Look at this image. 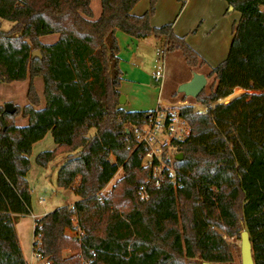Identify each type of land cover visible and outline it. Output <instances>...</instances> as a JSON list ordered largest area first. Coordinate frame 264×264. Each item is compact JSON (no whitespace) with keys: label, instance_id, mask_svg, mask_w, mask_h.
I'll use <instances>...</instances> for the list:
<instances>
[{"label":"trees","instance_id":"trees-1","mask_svg":"<svg viewBox=\"0 0 264 264\" xmlns=\"http://www.w3.org/2000/svg\"><path fill=\"white\" fill-rule=\"evenodd\" d=\"M137 1L100 0L94 19L90 0H0V83L29 76L27 104H15L13 113L0 105V264H28L14 218L31 212L29 154L48 132L55 147L37 153L35 162L46 167L65 153L56 184L79 196L34 220L33 238L48 264H232L217 229L237 234L240 223L254 264H264V0H226L240 18L226 58L209 69L211 81L194 99L208 104L234 88L260 92L202 113L178 107L189 127L185 138L170 143L181 153L173 158L181 186L149 182L147 198L139 190L151 167L142 165L147 147L138 130L154 110L120 107L116 31L153 37L166 52L180 54L189 71L205 62L171 23L150 24L155 0L132 14ZM52 33L55 42H40ZM35 50L40 56L32 55ZM35 76L43 79L42 108ZM17 115L27 124L17 126ZM118 168L122 176L100 198ZM67 249L74 254L64 256Z\"/></svg>","mask_w":264,"mask_h":264},{"label":"crops","instance_id":"crops-1","mask_svg":"<svg viewBox=\"0 0 264 264\" xmlns=\"http://www.w3.org/2000/svg\"><path fill=\"white\" fill-rule=\"evenodd\" d=\"M90 7L92 18L96 19L101 12L100 0H90ZM149 7L150 0H138L131 13L140 15ZM239 18L240 13L231 9L226 0H155L150 24L159 27L171 23L173 32L183 37L205 64L189 71L180 54L166 52L164 79L156 81L152 77V65L155 47L160 43L151 36L137 39L122 31H116L119 68L122 72L119 91L124 97V109L149 111L158 107L165 109L181 106L185 95L177 92L178 85L189 80L193 72L201 73L208 79L206 73L209 69L226 58L234 26ZM57 39V33L39 37L43 44H51ZM32 81L39 98L38 108H42L45 105L43 79L41 76H35ZM28 83L29 76L21 81L0 83V105L6 102H12L20 107L27 104ZM14 123L17 126L26 125L27 118L17 115ZM45 213L47 211H39L34 215L31 208V215L35 218H40ZM19 245L24 256L20 241ZM24 259L29 261L25 256Z\"/></svg>","mask_w":264,"mask_h":264},{"label":"rangeland","instance_id":"rangeland-1","mask_svg":"<svg viewBox=\"0 0 264 264\" xmlns=\"http://www.w3.org/2000/svg\"><path fill=\"white\" fill-rule=\"evenodd\" d=\"M172 56L174 54H171ZM211 81V77L207 79V85H209ZM244 92L253 93V92H260V91H246L241 88H234L232 93L224 98H219L213 102H210L209 105L214 107L218 103H227L232 100L234 97L241 95ZM191 97H186V100H192ZM194 100V99H193ZM15 105V104H14ZM3 106V105H2ZM122 108H125V104H121ZM162 137H159L158 144L162 142ZM171 143V142H170ZM155 145V146H158ZM54 147V142L52 139V135L50 132L46 133L45 137L32 145L31 152L29 154L30 160V170L27 173V181L28 186L30 189L31 194V208L33 214H37L39 211H52L56 207L62 205H69L71 202L77 200L79 198L72 190L70 189H63L57 186L56 184V175L57 170L55 167H58L61 159L65 156V153L58 154L51 162L48 163L46 167H41L36 164L35 156L37 153L43 150H49ZM162 151L164 155H167L171 160L170 163L173 164V158L177 155H181V153L177 152L175 147H172L168 144H164L162 146ZM62 157V158H61ZM143 162V161H142ZM123 172L121 168H118L117 172L111 178L108 183V187L113 189L116 182L120 179ZM123 206H126L125 209L129 206V204L124 203ZM123 208V207H122ZM38 219L35 216L31 215V212L26 215H19L15 216L14 218V225L16 227L19 241L23 248V253L25 258L29 260L31 257V245L33 241V223L34 220ZM240 230L237 234L228 235L223 233L221 230L217 229V232L222 234V238L225 240L226 244L229 247L233 255V262L232 264H240V231L243 229V223H240ZM67 234H71L69 231H66ZM64 256L73 255L74 252L72 250H65L63 252Z\"/></svg>","mask_w":264,"mask_h":264},{"label":"built area","instance_id":"built-area-1","mask_svg":"<svg viewBox=\"0 0 264 264\" xmlns=\"http://www.w3.org/2000/svg\"><path fill=\"white\" fill-rule=\"evenodd\" d=\"M166 71V50L164 46L157 45L154 50V59L152 65V77L156 81L164 79ZM194 99V98H193ZM185 100L178 107H188L193 113H202L208 107V104L194 100ZM157 108L154 114L148 119L138 130V139L147 147V151L142 159V165L151 167L149 177L146 182L140 186V198H147L146 184L153 182L155 186H159L161 180H166L173 188L181 186L179 175L167 155L163 154L162 146L170 145L171 140H182L189 134V127L186 121L180 116L177 108ZM159 137H162V142L158 144ZM158 146H155L157 145ZM109 183V182H108ZM108 183L97 193L100 198H103L111 192ZM35 226V222H34ZM34 229V228H33ZM75 233H72L74 235ZM33 241L36 243L34 244ZM31 245V257L28 264H48V261L40 253L39 241L33 238Z\"/></svg>","mask_w":264,"mask_h":264},{"label":"water","instance_id":"water-1","mask_svg":"<svg viewBox=\"0 0 264 264\" xmlns=\"http://www.w3.org/2000/svg\"><path fill=\"white\" fill-rule=\"evenodd\" d=\"M32 55L40 56L39 50L32 52ZM207 83L206 77L198 72H193L189 80L181 83L177 87V92L184 94L186 97L196 98L198 94L203 90ZM119 103H124V97L120 95ZM3 110L7 113H13L15 106L12 102H6L3 104ZM0 125L4 129L5 124L2 116L0 115ZM181 155H177L176 158L180 159ZM203 264H231V263H218V262H204ZM240 264H254L252 244L247 229H243L240 232Z\"/></svg>","mask_w":264,"mask_h":264}]
</instances>
